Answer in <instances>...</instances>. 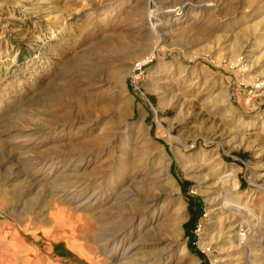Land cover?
Instances as JSON below:
<instances>
[{
    "label": "rangeland",
    "instance_id": "rangeland-1",
    "mask_svg": "<svg viewBox=\"0 0 264 264\" xmlns=\"http://www.w3.org/2000/svg\"><path fill=\"white\" fill-rule=\"evenodd\" d=\"M148 1L81 0L64 10L68 0H0V177L8 154L32 169L36 183L26 205V218L33 217L26 230L27 221L10 214L22 198L20 185L1 189L0 264L10 262L5 253L15 230L17 241L34 251L30 259L100 264L80 256L65 237L33 232L51 225V205L66 182L77 186L87 180V188L101 194L123 178L128 182L118 189L121 198L114 202L102 194L108 200L97 216L109 223L162 195L152 214L124 219L133 229L130 242L152 240V227L146 232L143 227L161 209L178 222L164 237L169 264H202L184 229L189 196L203 203L193 247L204 263L247 264L242 249L222 234L235 218L223 207L228 193L243 208V233L264 264V34L258 31L264 0H152L161 7L155 27L147 24ZM250 36L261 58L247 63L242 54L235 62L236 46ZM137 63L143 72L136 75ZM119 66L127 70L109 76ZM121 113L127 118L118 120ZM136 122L153 145L155 175L132 156L131 140L113 141L117 127ZM183 181L190 182L186 192ZM48 189L52 198L39 223L34 211ZM76 210L99 222L90 211ZM94 248L92 258L111 264L96 243ZM144 255L140 249L134 258Z\"/></svg>",
    "mask_w": 264,
    "mask_h": 264
},
{
    "label": "bare ground",
    "instance_id": "bare-ground-1",
    "mask_svg": "<svg viewBox=\"0 0 264 264\" xmlns=\"http://www.w3.org/2000/svg\"><path fill=\"white\" fill-rule=\"evenodd\" d=\"M80 2L81 0H68L67 4L63 9L67 10L71 5L77 7L80 5ZM148 4H149L148 7L151 9H149L147 24L155 27L157 25L156 24L157 21H160L159 12L161 7L153 3L152 0L148 1ZM234 8L236 9V7ZM179 9L181 10V8ZM180 10H178L177 13H174L175 16H180ZM72 19L74 20L76 19V17H73ZM258 31L264 34V26L260 27ZM204 36L208 38L209 34L205 33ZM254 39L255 36H250L249 38H245L244 41L241 44H239V46H236L237 54L235 53L234 56L235 62L241 60L240 55L242 54H244L247 63H250L251 60H259L261 58V55L257 53L258 50L251 48L252 40ZM253 63L254 62H252V64ZM123 68L124 66H119V68L109 71L108 74L111 77L118 76L123 72V70H127ZM250 68L251 67L249 66V69ZM260 77H264V71L260 72ZM117 118L118 120L124 118L126 119L127 115L121 113L118 115ZM142 129H143L142 124L138 122L128 125V127L124 126V128L121 126L117 127L115 130L116 132L113 135V141H117V139L122 136H123L122 138H124L125 140L127 139L131 140L130 142L128 141L127 143L128 144L131 143V146L133 148L132 156L136 155L138 160H140L139 162L144 163L146 165L145 166L146 168L148 167L149 173L155 175V173L157 172V168L151 166L152 165L151 163H155L156 161V159L152 155L153 145L150 142L148 134L142 133ZM2 160L4 164L1 168V173L3 172V174H1L0 177V192L4 186L12 187L14 184L20 185L19 193L22 198H18L19 201L16 200L15 201L16 203L12 205L11 207L12 211L10 214L13 215L14 217H17L19 220H22L24 222L27 221L26 224L22 227V230H26L27 227L29 226L28 222L31 221L33 218V217H29L32 215H29L26 218V211H27L26 205L28 204V197L31 195V193H34V190L36 188L35 173H32L31 172L32 169L30 168H24L22 163H20V161H18L17 158H15L13 155L7 154L4 157H2ZM85 164H88V160L85 162ZM138 167L136 168L135 171H138ZM119 171L122 173H126L128 169L124 164H120ZM163 172L165 173L166 176L168 175V170L165 171L163 170ZM67 176H68V180H70L69 178H72V174L71 176L70 174H67ZM127 182L128 181L125 180V178H123L118 183V185L116 184L117 186L116 185L114 186V189L113 188L112 190L110 189V192L102 191L101 194L97 190L95 191L90 189L91 190L90 191L89 190L90 187L87 188V186L89 185L87 180H83V183L81 182L82 184H79L77 186H70L69 185L70 183L66 182L63 187L62 186L58 187L57 189L58 196L56 197L58 198V201H54L53 204L51 205L49 211L50 212L49 215L52 219L51 225L49 227L37 226L36 231H34L33 234H37L39 231L48 238L53 236L65 237L67 238V242L71 241V243L68 242L70 248L76 251L80 256L88 257L92 261L94 260L100 264L104 263L103 262L104 260L102 258L100 259H97L96 257L92 258L93 252L95 251L94 248L95 243L99 248L101 254H103L106 257L108 256L110 259H112L111 264H169L171 258L170 255L168 254V251H166L167 250L165 244L166 241L164 240V237L171 235V233L173 232V230L175 229L178 223L176 219H172L170 217L165 218L164 211L161 209L157 210L156 213H154L148 218L147 225L145 224V226L143 227L144 228L143 230H145V232L149 229V227H152V240L146 239L147 236H145L140 243L130 242L128 240L130 233L133 231V229L132 226L128 224L127 225L123 224L124 219L128 218V216L130 218H134L135 216L140 218L142 216L146 217L150 213L152 214V208L156 206V204H158V201H160V199L162 198L161 194L152 195L150 197L151 198L150 205H146V203H143V206L142 207L140 206L141 208H133L129 212V214L123 217H121L120 214H116L113 218V223H109L107 219H102L101 216H97L98 213H100L101 208L104 206L106 200H108V198L107 199L103 198L102 194L111 196L112 201L114 199L115 202L117 201V198H121L120 197L121 192H119L118 189L123 188V186ZM136 182L139 183L138 180ZM143 187H146L145 192L151 189L149 183L144 184ZM50 196H52L51 189H48L45 192H43L41 196V200L39 202V206H37V209L38 208L39 209L37 211H34V214H36L37 222L39 223L44 222L45 220L46 213L48 210L46 209L44 203H46L48 199L52 198ZM148 197L149 196H147V198ZM69 203H72L73 207H70ZM223 207L230 214L235 216V218H231L223 226V231H222L223 236H225L227 240H231L235 243V246H232L233 248L242 249V255L246 259L247 264H259L260 261L252 251L255 248H251V246L248 244L247 233L246 232L243 233V230H245V226H244L245 217H244V213L242 212L243 208L240 207V203L231 194L226 193L223 202ZM76 209L80 211L82 210L90 211L89 215L90 216L94 215L95 218L99 220V222L85 215L78 214ZM114 219L121 221V223H119L118 221L117 223L116 221H114ZM6 226L7 225H3L2 228H6ZM11 227L12 226H10V230L12 229ZM249 229H251L250 226ZM1 232L2 229L0 227V233ZM145 232L144 235H147V233ZM11 234L13 235V237L10 241L9 240L7 241L8 251L7 253H5L8 255V257H10L8 258V261L10 260L8 264H50V263H45L40 259H30L29 257L34 254V251L27 249L24 245H22L17 241L19 231L15 230ZM8 235L9 234L7 232L5 236H3L2 238L6 239ZM91 239L92 240L94 239L93 240V242L95 241L94 244L88 243L89 242L88 240ZM60 247H62V244ZM140 249H144L145 253H147L148 255H144L142 258L139 257L138 259H136L137 257L134 258L135 252L139 251ZM57 252L58 251H56L55 253ZM63 253L65 252L63 251ZM82 263H84V260H82Z\"/></svg>",
    "mask_w": 264,
    "mask_h": 264
},
{
    "label": "trees",
    "instance_id": "trees-1",
    "mask_svg": "<svg viewBox=\"0 0 264 264\" xmlns=\"http://www.w3.org/2000/svg\"><path fill=\"white\" fill-rule=\"evenodd\" d=\"M189 185H190L189 181L182 182V189L184 192L187 191V188L189 187ZM188 211H189L190 216H189V220L184 225V229H185V233L189 237L190 250L194 252L196 255H198L203 260L202 264H205L203 254L197 251L193 247V243L195 242V236L193 234V231H195V229L197 228L199 219L201 218L203 214V203L199 199L191 198L188 196Z\"/></svg>",
    "mask_w": 264,
    "mask_h": 264
},
{
    "label": "built area",
    "instance_id": "built-area-1",
    "mask_svg": "<svg viewBox=\"0 0 264 264\" xmlns=\"http://www.w3.org/2000/svg\"><path fill=\"white\" fill-rule=\"evenodd\" d=\"M142 72H143V64L137 63L134 66V73L137 75V74H141Z\"/></svg>",
    "mask_w": 264,
    "mask_h": 264
}]
</instances>
